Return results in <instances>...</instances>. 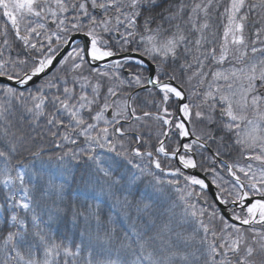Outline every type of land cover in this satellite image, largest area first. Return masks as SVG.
I'll use <instances>...</instances> for the list:
<instances>
[{
  "label": "snow or ice",
  "instance_id": "1",
  "mask_svg": "<svg viewBox=\"0 0 264 264\" xmlns=\"http://www.w3.org/2000/svg\"><path fill=\"white\" fill-rule=\"evenodd\" d=\"M0 264H264V0H0Z\"/></svg>",
  "mask_w": 264,
  "mask_h": 264
}]
</instances>
